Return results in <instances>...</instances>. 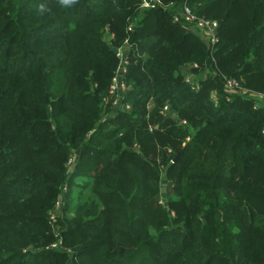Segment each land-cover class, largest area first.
Returning <instances> with one entry per match:
<instances>
[{
  "label": "trees",
  "instance_id": "16d2710c",
  "mask_svg": "<svg viewBox=\"0 0 264 264\" xmlns=\"http://www.w3.org/2000/svg\"><path fill=\"white\" fill-rule=\"evenodd\" d=\"M141 1L0 0V264H264V109L222 80L264 94V0ZM182 2L215 41L173 20ZM125 39L131 108L112 109ZM75 185L93 195L67 215Z\"/></svg>",
  "mask_w": 264,
  "mask_h": 264
},
{
  "label": "built area",
  "instance_id": "2783aa9c",
  "mask_svg": "<svg viewBox=\"0 0 264 264\" xmlns=\"http://www.w3.org/2000/svg\"><path fill=\"white\" fill-rule=\"evenodd\" d=\"M160 4L159 0H142L140 3L141 9L155 7ZM171 4V2L169 3ZM173 20L180 22L187 29H190L197 33L199 37L207 42H213L216 39V29L218 22L215 19L207 18L202 15H197L193 12L191 7L186 3L182 2L175 6ZM134 23L131 21L127 25V30L130 31L133 28ZM127 39H125L124 44L117 47L118 51L116 55L119 56V64L116 67L111 81L107 90V96L103 97L104 104L109 100L112 104V109L120 110H130L131 104L124 100V95L127 90L130 88V85L125 80L126 66L127 63ZM198 67L196 62L185 63L182 67L184 72L185 80L190 82L193 86L195 84L194 80V69ZM186 72H185V71ZM208 71V69H206ZM209 72V71H208ZM206 72V75H208ZM205 75V76H206ZM223 85L227 90L228 94H238L244 97H248L253 100L254 107H262L264 109V94L262 92L249 89L242 85V83L232 76L222 75ZM168 104L163 106L162 110H167ZM172 115L175 116V113L172 112ZM179 122L186 123V120L182 119ZM73 160V155L68 160V165L71 164ZM71 166V165H70ZM66 189L65 185H62L60 194L58 195L54 206L49 211V218L54 220L55 217L60 214L58 209L63 205V193ZM62 211V210H61ZM61 245L60 240L54 241L50 244L51 247H59Z\"/></svg>",
  "mask_w": 264,
  "mask_h": 264
},
{
  "label": "rangeland",
  "instance_id": "374dc122",
  "mask_svg": "<svg viewBox=\"0 0 264 264\" xmlns=\"http://www.w3.org/2000/svg\"><path fill=\"white\" fill-rule=\"evenodd\" d=\"M201 76V73L200 71H194V80H195V84L198 83V81L200 80V77ZM186 139H189V137ZM73 155V160L75 159V155ZM73 160L71 162V167L73 166ZM75 184L76 182L77 183H81L84 181V178L83 176H78L75 178ZM161 191L164 192L166 190V178H165V174H161ZM164 187V190H162V188ZM93 194H90V192L86 189V188H80L79 186L75 185L72 190H71V193H70V197H69V200H68V209L66 210L67 212V215H70L73 213V210L75 208V206L81 201H88L91 196ZM62 201L64 202V197L62 198ZM63 206V205H62ZM62 210V207H60L58 209V213H60Z\"/></svg>",
  "mask_w": 264,
  "mask_h": 264
},
{
  "label": "water",
  "instance_id": "95a60500",
  "mask_svg": "<svg viewBox=\"0 0 264 264\" xmlns=\"http://www.w3.org/2000/svg\"><path fill=\"white\" fill-rule=\"evenodd\" d=\"M110 48H111L112 51H114V53H117V51H118L117 47L111 46ZM187 145L188 144L185 143L184 146L181 149H179V150H177L175 152V155H174V157L172 159L173 161L179 158L180 153L187 148ZM69 170L72 171L73 170V167H70ZM162 190H164V187L162 188Z\"/></svg>",
  "mask_w": 264,
  "mask_h": 264
},
{
  "label": "clouds",
  "instance_id": "9594fccd",
  "mask_svg": "<svg viewBox=\"0 0 264 264\" xmlns=\"http://www.w3.org/2000/svg\"><path fill=\"white\" fill-rule=\"evenodd\" d=\"M75 2H76V0H60V3H61L62 5H64V6H70V5L74 4ZM39 11H40L41 13H43L44 11H46V7H45V5L41 4V5L39 6Z\"/></svg>",
  "mask_w": 264,
  "mask_h": 264
},
{
  "label": "crops",
  "instance_id": "0c3cea01",
  "mask_svg": "<svg viewBox=\"0 0 264 264\" xmlns=\"http://www.w3.org/2000/svg\"><path fill=\"white\" fill-rule=\"evenodd\" d=\"M184 71H185V70H184ZM185 72H186V71H185ZM183 73H184V72H183ZM202 75H203V77H205V75H206V72H203V74H202Z\"/></svg>",
  "mask_w": 264,
  "mask_h": 264
}]
</instances>
